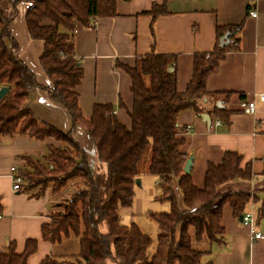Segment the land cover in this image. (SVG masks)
<instances>
[{
  "label": "trees",
  "instance_id": "1",
  "mask_svg": "<svg viewBox=\"0 0 264 264\" xmlns=\"http://www.w3.org/2000/svg\"><path fill=\"white\" fill-rule=\"evenodd\" d=\"M4 1L9 0L0 3ZM21 1L30 4L25 18L30 39L44 42L40 65L50 81L48 87L39 84L20 58L10 31ZM116 3L13 0L10 16L0 9V88H9L0 100V136L19 133L66 144L51 145L43 160L46 164L25 158L26 167L20 171L28 189L45 192L49 184L53 185L49 192L55 205L50 221L42 226V236L54 248L42 264H201L214 245L225 242L224 207L230 205L234 217L240 218L252 199L258 203L264 195V188L255 193L219 191L226 184L253 179L251 164L241 168L242 156L236 152L227 151L221 164H208L203 188L193 182V166L189 173L184 171L189 156L181 151L185 128L178 122L179 114H214L225 124L230 123L232 112L223 106L230 94L210 93L206 88L208 77L217 71L227 48H221L218 42L213 52L195 55L193 78L185 92L178 90L177 59L173 55L152 52L139 57L134 67L121 65L132 80L131 126L119 120L110 104H96L87 120L76 91L83 69L75 58V33L79 25L91 27L98 18L115 16ZM155 7L148 12L154 14L153 20L157 16ZM160 10L158 13H164L165 6ZM241 29L238 25L228 30L236 34ZM226 32L218 28L219 38ZM37 88L47 91L52 101L67 110L72 119L70 131L64 133L23 108L30 91ZM218 103L222 107H217ZM80 126L95 145L98 168H91L85 151L74 140ZM143 175L158 178L161 196L157 200L170 205L168 212L148 214L158 227L152 253L151 236L135 222L122 224L120 214L122 209L133 207L136 181ZM69 185L74 189L70 199L55 200L53 196ZM176 187L182 194L181 202ZM2 213L0 196V217ZM263 218L264 200L257 222ZM74 241L78 250L68 253ZM37 249L36 239H28L22 253L12 242L9 250L0 254V264H28Z\"/></svg>",
  "mask_w": 264,
  "mask_h": 264
},
{
  "label": "crops",
  "instance_id": "2",
  "mask_svg": "<svg viewBox=\"0 0 264 264\" xmlns=\"http://www.w3.org/2000/svg\"><path fill=\"white\" fill-rule=\"evenodd\" d=\"M12 1L0 3L6 16L13 12ZM116 15L94 20L91 27L79 25L75 33V58L83 69V78L76 88L79 106L85 119L90 120L96 104H110L120 121L131 126L129 111L133 107L132 80L121 65L134 67L139 57L150 53L173 55L177 59L178 90L185 92L194 73L197 53H211L216 43L229 33V28L242 25L231 34L226 54L216 72L206 82L210 93H229L226 104L232 112L230 123L225 124L209 114L208 125L193 111H182L179 124L185 128L181 138L185 142L181 151L193 157V182L203 188L208 164H221L227 151L242 156L241 168L251 164V181L233 182L220 188V192L237 191L255 193L264 188V102L257 97L264 93V0H116ZM155 7L157 13L148 12ZM165 6L164 13L160 7ZM30 4H17V15L10 25L18 55L35 73L40 85L48 87L50 81L41 65L44 42L30 39L25 18ZM257 13V17L252 16ZM218 28L227 29L220 39ZM243 97V98H242ZM220 98V100H219ZM224 96L218 97L221 101ZM256 101L253 114L243 112L242 103ZM36 117L66 133L72 129L67 110L55 103L47 91L34 89L23 105ZM221 121V126L216 125ZM74 140L85 151L91 168H98L95 145L87 130L78 127ZM51 145L66 147L65 143L48 138L39 140L27 134L0 136V196L3 213L0 217V254L9 250L14 242L16 251L25 250L28 239L38 241L37 251L28 264H42L51 255L53 245L43 239L42 226L50 221L55 201L49 190L28 189L23 181L22 190H13L11 169L16 172L26 167L25 158L43 161ZM105 170V166L103 167ZM179 201L182 194L176 187ZM264 200L254 199L246 211L258 209ZM222 225L226 239L213 246L204 255L201 264H264V240L254 241L249 229L233 215L230 205L224 207ZM262 230L264 218L257 222Z\"/></svg>",
  "mask_w": 264,
  "mask_h": 264
},
{
  "label": "rangeland",
  "instance_id": "3",
  "mask_svg": "<svg viewBox=\"0 0 264 264\" xmlns=\"http://www.w3.org/2000/svg\"><path fill=\"white\" fill-rule=\"evenodd\" d=\"M218 105V104H216ZM116 114V113H114ZM42 163L46 164L44 161ZM141 185L135 186V199L133 207L128 209H122L121 222L124 225H130L132 222L137 223L145 232H147L153 239V245L150 248V253L153 252V248L157 243V233L158 227L157 224L148 217V214L151 213H164L170 210V205L168 202H161L157 200V197L161 196V191L158 186V178L152 175H143L141 178ZM52 184H49L47 187L48 190H52ZM74 189L71 188V185L65 187L61 192L55 194L53 197L55 200L59 199L61 202L70 199ZM105 230V228H104ZM60 248V247H59ZM62 249V247L60 248ZM78 250V242H72V247L68 253H76ZM64 257V256H63Z\"/></svg>",
  "mask_w": 264,
  "mask_h": 264
},
{
  "label": "built area",
  "instance_id": "4",
  "mask_svg": "<svg viewBox=\"0 0 264 264\" xmlns=\"http://www.w3.org/2000/svg\"><path fill=\"white\" fill-rule=\"evenodd\" d=\"M251 14L253 17H257L256 12H252ZM257 97L259 98L260 101L264 102V93L259 94ZM241 107L243 112L248 114H253L256 111V101L255 99H253V101L250 102L245 101L242 103ZM222 124L223 123L221 121H216L217 126H221ZM262 159L264 160V153ZM11 171L12 173H14L13 190L14 191L22 190L23 177L16 172L15 168H12ZM242 216H243L242 225L249 229L252 239L254 241L264 240V227L262 230H258L255 228L256 220H257L255 213L253 211H247Z\"/></svg>",
  "mask_w": 264,
  "mask_h": 264
},
{
  "label": "water",
  "instance_id": "5",
  "mask_svg": "<svg viewBox=\"0 0 264 264\" xmlns=\"http://www.w3.org/2000/svg\"><path fill=\"white\" fill-rule=\"evenodd\" d=\"M230 36V33H226V35H224V37L221 39L220 41V47L221 48H224L227 46L228 44V38ZM173 69H170V71H172ZM9 92V88L8 87H2L0 88V100H2ZM217 107H222V104L221 103H218ZM202 119L208 123V125L211 123V119H210V116L208 114H203L202 115ZM192 166H193V157H189V159L187 160L186 162V165H185V168H184V171L186 173H189L192 169ZM136 184L137 185H141V180L138 179L136 181ZM243 219V216L240 217V220L242 221Z\"/></svg>",
  "mask_w": 264,
  "mask_h": 264
}]
</instances>
